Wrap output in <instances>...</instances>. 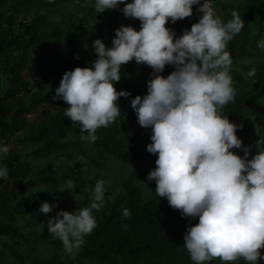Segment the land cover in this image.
Wrapping results in <instances>:
<instances>
[{"label":"trees","instance_id":"obj_1","mask_svg":"<svg viewBox=\"0 0 264 264\" xmlns=\"http://www.w3.org/2000/svg\"><path fill=\"white\" fill-rule=\"evenodd\" d=\"M210 3L223 21L236 10L244 22L227 44L235 96L219 112L240 125L236 135L242 146H249L251 158L254 141L264 138L253 130L264 112V49L257 47L264 39V0ZM119 7L96 13L94 0H0V144L14 145L0 155V165L8 169V176L0 178V264H194L183 235L198 217H182L155 193L154 180L145 188L156 154L146 149L151 127L138 124L130 100L146 94L151 67L134 60L121 65L113 87L130 95L117 98L120 113L108 127L96 130L93 142L81 140L79 125L63 115L66 102L52 99L65 70L95 59L94 39L108 47L121 24L139 30L138 18L124 17ZM191 7V16L166 21L165 27L180 35L198 19L197 6ZM253 66L255 77L246 78ZM173 70L165 65L160 74ZM231 151L243 156L242 148ZM111 160L136 167L116 178L104 177ZM69 179L74 188L59 190ZM98 179L105 182V203L92 210L96 227L78 250L65 253L62 242L47 232V217L60 209L87 207ZM42 201L56 207L39 212ZM125 207L128 217L121 214ZM259 251L264 253V247ZM202 264L246 262L213 258Z\"/></svg>","mask_w":264,"mask_h":264},{"label":"clouds","instance_id":"obj_2","mask_svg":"<svg viewBox=\"0 0 264 264\" xmlns=\"http://www.w3.org/2000/svg\"><path fill=\"white\" fill-rule=\"evenodd\" d=\"M119 5L124 17L138 18L139 30L121 24L108 47L94 39L95 59L65 70L52 99L66 102L63 115L79 125L81 140L93 142L96 130L108 127L120 113L117 98L130 95L113 87L121 65L134 60L150 66L146 94L130 100L138 124L151 127L146 149L156 159L147 180L155 181V193L182 217H198L183 235L194 264L213 258L257 264L264 260L259 251L264 247V138L254 141L256 151L248 158L249 146H242L236 135L240 125L219 112L235 96L227 44L243 27L241 16L232 10L223 21L210 0H94L96 13ZM192 5L199 15L189 28L176 35L165 27L166 21L191 16ZM257 47L264 49V39ZM165 65L174 70L162 76ZM244 75L255 77L256 67ZM233 148H242L243 156ZM8 151L7 144H0V155ZM7 176V167L0 165V178ZM104 184L96 180L87 207L60 209L47 217V232L62 242L65 253L78 250L96 227L92 210L105 203ZM73 188L69 179L59 190ZM55 207V202L42 201L38 211L47 214ZM121 214L130 212L125 207Z\"/></svg>","mask_w":264,"mask_h":264},{"label":"rangeland","instance_id":"obj_3","mask_svg":"<svg viewBox=\"0 0 264 264\" xmlns=\"http://www.w3.org/2000/svg\"><path fill=\"white\" fill-rule=\"evenodd\" d=\"M216 14L218 15L219 12H217L215 10ZM30 117L32 115H29ZM262 119H261V123L259 125H257L253 130L256 132H260L264 135V112H263V115H262ZM9 150H12L14 149V145L13 143H10L9 145ZM237 148H233L232 150H236ZM131 166H134L136 167L134 164H124L122 165L121 163L117 162V161H113L111 160L110 162H108L106 165H105V168H103V176L104 177H111V176H115L118 177V174L119 173H126L127 172V168L131 167ZM106 179V178H105ZM147 182V181H146ZM154 186H155V183H153ZM150 187V181L148 182V184L145 186V188L147 190H149L148 188ZM151 193V191H149ZM54 201H57V200H54Z\"/></svg>","mask_w":264,"mask_h":264}]
</instances>
